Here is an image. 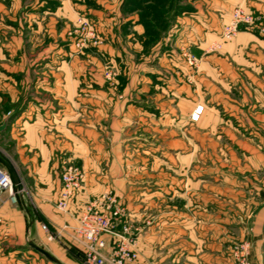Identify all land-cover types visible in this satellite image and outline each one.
<instances>
[{
    "label": "crops",
    "instance_id": "1",
    "mask_svg": "<svg viewBox=\"0 0 264 264\" xmlns=\"http://www.w3.org/2000/svg\"><path fill=\"white\" fill-rule=\"evenodd\" d=\"M54 1H36L43 10L25 14L22 0H0V145L24 189L16 204L6 195L0 204V264H83L64 226L107 192L140 230L134 264H232L235 242H247L251 263L264 264V31L241 26L222 40L237 6L264 28V0H157L174 20L149 57L125 62L119 94L101 75L87 85L85 62H7L22 45L20 20L53 36L56 17L76 12L102 21L114 50L119 36L109 27L122 0H62L63 12L50 10ZM129 20L126 44L139 51L144 29L136 12ZM8 35L13 44L4 43ZM184 51L200 59L195 69ZM65 164L85 174L68 213L55 208ZM42 223L60 234L56 241L46 240Z\"/></svg>",
    "mask_w": 264,
    "mask_h": 264
},
{
    "label": "rangeland",
    "instance_id": "2",
    "mask_svg": "<svg viewBox=\"0 0 264 264\" xmlns=\"http://www.w3.org/2000/svg\"><path fill=\"white\" fill-rule=\"evenodd\" d=\"M36 1L39 0H22L23 3L21 11L26 14V12L29 11L38 12L43 10L42 7L39 6V2L36 3ZM140 1L141 2L139 3L144 4L145 0ZM139 3L138 0H122L119 19L117 20V22L113 20L111 27H109V29H113L117 36H119L116 41V45L113 44L112 46V49L114 50H109L107 39L99 30V22L102 21L90 18V16L85 15L83 12H76L78 16L76 17L75 14V18L73 19H70L68 17L63 18L62 16L56 17V21L54 23L56 33L53 36L47 34L46 26L43 33H33L29 28H27L28 25L26 24V20H20L24 28L22 31H20L21 33H19L22 45L18 52L15 53V49L13 46V50H9V52L6 53L8 60L7 62H20L21 59L24 62H47L48 60H50L52 62H56L57 65H59L61 62H85L86 65L82 71V74L86 78L87 85H93V81L95 80L93 79L94 76L101 75L105 81L104 86L113 91H116V93L119 94V92L122 90V88L120 89L122 82L125 81V75L129 70V66L125 62H127L128 60L132 62L136 60L142 61L144 57H149L151 53V47H153L159 41V39H161L165 35V33L171 26L172 20H174V16L166 14L169 11H164V7H161L160 5L159 9H157L156 12L142 15L141 11H139V7H141ZM62 5V0H55L52 5H49V7L50 10L54 9V11L56 10L58 12L59 10L62 11ZM43 6L47 5L44 4ZM87 6L90 7V5ZM90 8L91 10L95 9L94 7ZM134 12H136V14L138 15L137 23L143 26L144 29L143 36L141 38L143 49L139 51H131V43L126 44L127 36L131 34V20H129V18L131 16V13ZM245 12L252 15L254 24L250 27L243 26V28L245 30L251 28L250 30L252 31H256L258 29L260 32H263L264 28H261L263 26L260 23L259 18L255 17L254 14L246 10ZM41 21L42 20H40V22ZM46 22L47 18L44 20V22H42L43 24L41 25L44 26ZM240 30L241 28L238 30V32ZM151 31L157 33V40L146 45V33H150ZM5 37H3L4 43H7V41H11L12 44L14 43V40L10 38V35H8L6 38ZM32 44H34V46H32ZM188 55L194 56L197 59V65H199L200 59L190 51H184L182 54V58L185 64H187ZM149 59H151V57ZM96 62L100 63V68L96 66ZM27 68L29 69L28 66ZM34 68H36V66ZM28 69H25V74L27 73ZM4 73L10 74L6 71H4ZM11 74L14 75L16 73L13 72ZM191 115L190 120L192 121ZM6 117L12 118V116H10L9 114H6ZM0 155L6 159L9 158L8 152L2 145H0ZM9 163L12 164V171H16L17 169L15 167V163ZM241 243L243 242H235L232 244L231 255L233 254L234 248ZM250 250L251 249H249L248 256L249 261ZM69 252L74 255L75 258H78L83 264H85L83 254L80 251L76 250L75 252L73 250H69ZM24 260L28 261L27 259Z\"/></svg>",
    "mask_w": 264,
    "mask_h": 264
},
{
    "label": "built area",
    "instance_id": "3",
    "mask_svg": "<svg viewBox=\"0 0 264 264\" xmlns=\"http://www.w3.org/2000/svg\"><path fill=\"white\" fill-rule=\"evenodd\" d=\"M254 24L251 14L241 7L233 10L231 22L222 33V40L230 41L241 26L250 27ZM188 67H197V59L187 56ZM203 107L197 106L191 115L192 121H197ZM61 187L55 208L62 213H68L69 204L81 190L85 182L82 169L65 164L60 174ZM20 184L15 185L10 173L0 167V204L4 195L11 204L18 202V196L23 195ZM2 219L0 218V225ZM68 239L83 254L85 264H134L138 259L137 240L140 230L128 219L125 207L112 193L107 192L92 199L80 211L75 226H64ZM48 242L56 241L58 232H52L48 225L41 224ZM105 237L109 239L107 244ZM250 246L243 242L233 250V264H251L249 261Z\"/></svg>",
    "mask_w": 264,
    "mask_h": 264
},
{
    "label": "trees",
    "instance_id": "4",
    "mask_svg": "<svg viewBox=\"0 0 264 264\" xmlns=\"http://www.w3.org/2000/svg\"><path fill=\"white\" fill-rule=\"evenodd\" d=\"M139 4L141 6V7H139V11H141L142 15H147V14H150L151 12L154 13L157 11V9H159V5L161 7L163 6V4H161L157 0H153V2L152 3L150 2L149 4H141V3H139ZM146 36H147L146 41H145L146 45L156 41L157 37H158L157 33H154L153 31H151L150 33L147 32ZM0 167L7 170L10 173L12 179L15 180V178L12 174V169H11L10 163L8 162V160L6 158L2 157L1 155H0ZM71 250L76 252V249H71Z\"/></svg>",
    "mask_w": 264,
    "mask_h": 264
},
{
    "label": "water",
    "instance_id": "5",
    "mask_svg": "<svg viewBox=\"0 0 264 264\" xmlns=\"http://www.w3.org/2000/svg\"><path fill=\"white\" fill-rule=\"evenodd\" d=\"M5 127H6V122H4L3 124L0 125V132H2L5 129Z\"/></svg>",
    "mask_w": 264,
    "mask_h": 264
}]
</instances>
